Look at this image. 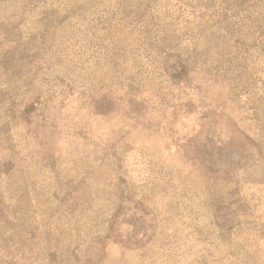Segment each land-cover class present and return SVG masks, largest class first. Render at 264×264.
Listing matches in <instances>:
<instances>
[{
    "label": "rangeland",
    "instance_id": "obj_1",
    "mask_svg": "<svg viewBox=\"0 0 264 264\" xmlns=\"http://www.w3.org/2000/svg\"><path fill=\"white\" fill-rule=\"evenodd\" d=\"M0 264H264V0H0Z\"/></svg>",
    "mask_w": 264,
    "mask_h": 264
}]
</instances>
